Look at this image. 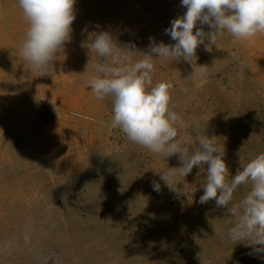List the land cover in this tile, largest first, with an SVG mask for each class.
Listing matches in <instances>:
<instances>
[{"label":"rangeland","instance_id":"obj_1","mask_svg":"<svg viewBox=\"0 0 264 264\" xmlns=\"http://www.w3.org/2000/svg\"><path fill=\"white\" fill-rule=\"evenodd\" d=\"M74 8L70 39L42 75L19 52L28 22L18 0H0V264H264V253L228 241L226 207L199 202L207 165L169 189L157 172L181 167L178 156L107 128L111 100L88 84L101 62L96 35L139 53L150 38L174 44L165 30L187 11L181 0H76ZM207 44L189 61L157 58L153 83H173L190 149L204 126L235 176L264 153V35L249 43L226 33Z\"/></svg>","mask_w":264,"mask_h":264},{"label":"clouds","instance_id":"obj_2","mask_svg":"<svg viewBox=\"0 0 264 264\" xmlns=\"http://www.w3.org/2000/svg\"><path fill=\"white\" fill-rule=\"evenodd\" d=\"M75 3L76 0H18L28 22L19 52L32 70L42 75L51 73L57 53L70 39L76 19ZM181 6L187 11L165 30L174 44L156 43L150 38L149 52L139 53L132 50L135 45H118L109 32L96 35L91 50L101 62L93 65L96 75L88 81L89 87L96 99L111 100L112 119L107 128L121 130L130 142L152 154L178 156L181 167L157 172L169 189L175 190L182 182L180 177L184 179L194 167L207 165L199 202L214 200L218 208L228 209L230 227L226 237L232 245L246 242L245 246L264 253V153L242 164L235 176H230L224 145L204 134V126L194 148L190 149L180 135L187 125L182 115L173 110V83H153L157 58L189 61L206 40V47L216 46L218 38L226 33L249 43L264 35V0H181ZM198 24L211 31L205 32ZM129 53L140 58L133 60ZM206 67L200 66L202 70ZM151 183L154 191H161L159 182ZM245 185H250L247 193L234 201L235 193ZM183 194L189 196L190 192Z\"/></svg>","mask_w":264,"mask_h":264}]
</instances>
